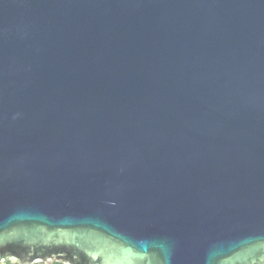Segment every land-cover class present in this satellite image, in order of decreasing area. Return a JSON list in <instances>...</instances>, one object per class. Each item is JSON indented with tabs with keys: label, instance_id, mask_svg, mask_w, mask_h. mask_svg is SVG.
<instances>
[{
	"label": "water",
	"instance_id": "water-1",
	"mask_svg": "<svg viewBox=\"0 0 264 264\" xmlns=\"http://www.w3.org/2000/svg\"><path fill=\"white\" fill-rule=\"evenodd\" d=\"M0 264H264V0H0Z\"/></svg>",
	"mask_w": 264,
	"mask_h": 264
}]
</instances>
